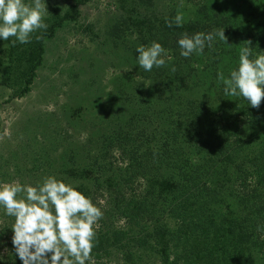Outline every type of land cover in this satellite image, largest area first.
<instances>
[{"label":"trees","instance_id":"obj_1","mask_svg":"<svg viewBox=\"0 0 264 264\" xmlns=\"http://www.w3.org/2000/svg\"><path fill=\"white\" fill-rule=\"evenodd\" d=\"M65 1L64 11L58 13L52 0H45L48 27L33 33L30 43L0 40V81L12 96L29 92L45 43L64 24L77 23L79 8L88 0ZM109 3L112 7L102 27L79 26L93 45L90 55H97L94 62L86 61L85 69L104 61L125 73L114 77L115 93H103V98L107 96L103 103L95 101L97 117L81 129L93 149L77 144L59 165L51 166L53 171H45V176L77 187L103 211L94 227L92 264H264V100L258 109L252 108L242 97L226 96L217 79L218 72L227 78L236 67L243 41H252L253 57L264 51V0ZM177 12L183 13L182 27L175 26ZM166 19L173 21L172 27ZM221 28L231 46L217 37L202 55H180L181 33ZM152 41L168 50L172 59L165 67L145 72L136 62V48ZM125 84L138 91L119 93L133 113L127 124L138 128L144 120L142 129L156 128L151 137L136 135L129 142L128 135L117 132L121 120L117 88ZM150 104L159 110L152 111ZM83 110L79 106L70 120L83 123L87 117ZM100 128L104 134H97ZM126 131L132 134L131 129ZM128 143L131 147L123 150ZM113 152H119L126 165L120 170L122 177L118 170L111 177L105 172L111 169L108 158ZM137 181L142 195L124 196L123 188L132 191ZM103 195L104 202L98 205L97 197ZM119 220L122 225L115 227ZM8 231L12 228L3 227L0 235ZM12 235L9 264H22L16 259Z\"/></svg>","mask_w":264,"mask_h":264},{"label":"rangeland","instance_id":"obj_2","mask_svg":"<svg viewBox=\"0 0 264 264\" xmlns=\"http://www.w3.org/2000/svg\"><path fill=\"white\" fill-rule=\"evenodd\" d=\"M109 1L88 0L79 8L78 22L64 24L56 31L54 37L45 43L41 66L36 70L27 94L14 97L10 89L3 86L0 81V182L19 180L21 184L36 186L46 175L45 171H53L51 166L59 165L64 155L67 156L69 150L77 144L83 148L85 145L88 151L93 149L81 129L89 120L94 119V116L97 117L95 101L102 99L101 103H103L104 99H107V96L103 98V93L116 92L113 91L117 80L114 77L125 73V69H115L104 61L94 68L85 69L86 61L94 62L97 55L95 58L93 54L90 55L93 45L79 26L90 23L94 30L102 27L108 15L107 11H110L112 7ZM66 3L65 0H52V6L58 9V13L64 11ZM123 91L138 93L137 90L133 91L131 87H128V84L126 87L117 88L116 109L118 116L121 117V120L117 121V132L128 135L126 139L129 142L136 135L142 138L145 135L151 137V133H154L156 128L153 130V127L149 125L148 131L145 128L142 129L145 125L144 120H142V126L138 128L127 124V121H131L130 117H133V113L124 102L120 101L119 93ZM79 106L84 109L83 112L87 113L83 123L70 120ZM149 108L152 111L159 110V107L154 104H150ZM108 121L109 117L106 118V122ZM146 123L148 124V117H146ZM127 129H131L132 134L128 133ZM75 130L80 133L76 135ZM97 134H104V129L100 128ZM131 144L123 145V150L130 148ZM141 150L143 145L139 147L137 155L141 153ZM89 153L92 154L93 151ZM129 156L131 157L130 154ZM108 161L111 163V169L105 171L106 174L110 177L115 176L118 170V174L122 177L120 170L125 171L126 165L120 160L119 152H113L112 158H108ZM31 177H33L32 180H30ZM252 179L251 177L247 182L249 188L253 187ZM139 182L131 186L132 191L124 187L123 195L128 196V193L135 196L142 195L144 190L141 189ZM101 201L104 202V195L97 197L98 205H102ZM13 223L14 218L5 215L0 208V233L3 227L12 228ZM114 225L115 227L122 225V220L114 222ZM11 235L12 231L0 235V263L9 264L7 255L8 245H11ZM172 258L173 255H170L168 261ZM16 259H19L18 256Z\"/></svg>","mask_w":264,"mask_h":264},{"label":"clouds","instance_id":"obj_3","mask_svg":"<svg viewBox=\"0 0 264 264\" xmlns=\"http://www.w3.org/2000/svg\"><path fill=\"white\" fill-rule=\"evenodd\" d=\"M46 15L50 14L45 0H0V40L14 38L13 45L30 43L33 33L47 29ZM183 20V13L177 12L175 26L182 27ZM166 25L172 27L173 21L166 19ZM217 37L228 44L224 28L191 35L183 32L177 40L180 55L184 58L194 53L202 55L206 46L213 47ZM242 43L245 46L239 49L236 67L227 78L218 72L217 79L222 82L226 96L242 97L258 109L264 100V51L253 57L252 41ZM136 53V62L145 72L165 67L166 60L172 59L168 50L156 41L138 45ZM0 208L14 218L12 245L22 264L92 262L94 226L103 218V211L72 184L54 175L43 177L36 186L21 184L19 180L0 182Z\"/></svg>","mask_w":264,"mask_h":264}]
</instances>
